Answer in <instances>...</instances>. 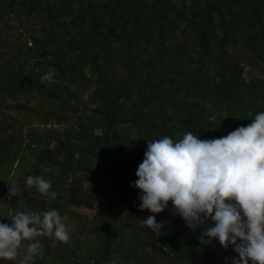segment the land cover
Returning <instances> with one entry per match:
<instances>
[{"label":"trees","instance_id":"16d2710c","mask_svg":"<svg viewBox=\"0 0 264 264\" xmlns=\"http://www.w3.org/2000/svg\"><path fill=\"white\" fill-rule=\"evenodd\" d=\"M258 111L264 0H0V216L55 208L72 228L39 238L29 264H231L171 201L162 232L140 224L151 213L131 185L147 140L226 136Z\"/></svg>","mask_w":264,"mask_h":264},{"label":"clouds","instance_id":"9594fccd","mask_svg":"<svg viewBox=\"0 0 264 264\" xmlns=\"http://www.w3.org/2000/svg\"><path fill=\"white\" fill-rule=\"evenodd\" d=\"M41 79L52 81L54 72ZM136 176L131 186L139 190V208L151 213L140 224L162 232L165 222H158L156 214L171 201L187 228L199 230L201 245L218 241L224 249L231 246L236 253L231 264H264V111L222 137L202 140L189 131L178 140L167 135L147 140ZM26 183L45 196H57L51 181L41 175H29ZM8 185L11 194L16 182ZM0 217L11 221L0 222V259L12 260L23 248L19 264H29L43 254L39 238L64 243L71 238V226L55 208L36 212L10 207L7 216Z\"/></svg>","mask_w":264,"mask_h":264},{"label":"rangeland","instance_id":"374dc122","mask_svg":"<svg viewBox=\"0 0 264 264\" xmlns=\"http://www.w3.org/2000/svg\"><path fill=\"white\" fill-rule=\"evenodd\" d=\"M86 188L89 192H93L92 188H90V187H86ZM13 193L15 194L14 200L18 203V206H21L22 203L21 202L19 203V197L21 195V192L16 188ZM5 210H6L5 206L0 204V212L5 211ZM79 213L86 215L89 219H92L94 217V215L96 214V211H94V210L93 211L81 210V211H79ZM63 220L67 225L71 224V221L69 219H67L66 217H63ZM24 254H25V249L21 248L19 250V255L16 258H14L12 260L1 259V261L3 262L2 264H19L20 260L23 259Z\"/></svg>","mask_w":264,"mask_h":264}]
</instances>
